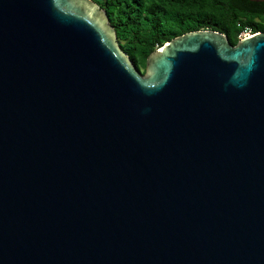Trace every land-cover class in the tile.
Instances as JSON below:
<instances>
[{"label":"water","instance_id":"obj_1","mask_svg":"<svg viewBox=\"0 0 264 264\" xmlns=\"http://www.w3.org/2000/svg\"><path fill=\"white\" fill-rule=\"evenodd\" d=\"M0 264H264V31L141 73L95 1L0 0Z\"/></svg>","mask_w":264,"mask_h":264},{"label":"trees","instance_id":"obj_2","mask_svg":"<svg viewBox=\"0 0 264 264\" xmlns=\"http://www.w3.org/2000/svg\"><path fill=\"white\" fill-rule=\"evenodd\" d=\"M106 10L120 47L143 73L147 56L185 32L212 29L232 45L245 28L264 31V1L93 0Z\"/></svg>","mask_w":264,"mask_h":264},{"label":"built area","instance_id":"obj_3","mask_svg":"<svg viewBox=\"0 0 264 264\" xmlns=\"http://www.w3.org/2000/svg\"><path fill=\"white\" fill-rule=\"evenodd\" d=\"M251 34H253V32L250 30V28H245L242 32H240L238 38L241 39V38H243L245 36H249Z\"/></svg>","mask_w":264,"mask_h":264}]
</instances>
